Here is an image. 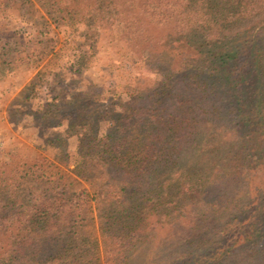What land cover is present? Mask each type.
Segmentation results:
<instances>
[{
	"label": "trees",
	"instance_id": "obj_1",
	"mask_svg": "<svg viewBox=\"0 0 264 264\" xmlns=\"http://www.w3.org/2000/svg\"><path fill=\"white\" fill-rule=\"evenodd\" d=\"M50 4L127 15L161 78L104 113L63 99L72 157L56 133L53 156L0 164V264H264V0Z\"/></svg>",
	"mask_w": 264,
	"mask_h": 264
},
{
	"label": "rangeland",
	"instance_id": "obj_2",
	"mask_svg": "<svg viewBox=\"0 0 264 264\" xmlns=\"http://www.w3.org/2000/svg\"><path fill=\"white\" fill-rule=\"evenodd\" d=\"M112 13L110 7H96L75 21L50 0H0V164L53 156L59 145L53 148L47 139L56 133L67 138L73 154L76 137L66 136L63 99L98 95L104 113L111 99L127 100L160 80L145 52L126 39L119 20L127 15ZM55 104L60 111L53 122L61 120L59 126L47 120V109ZM108 123L101 121L98 136ZM80 184L75 186H87ZM31 185V195L47 190L43 181Z\"/></svg>",
	"mask_w": 264,
	"mask_h": 264
}]
</instances>
